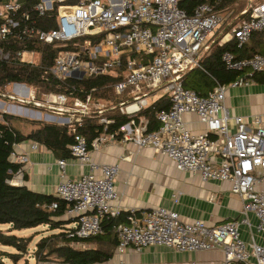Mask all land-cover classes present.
<instances>
[{"label": "built area", "instance_id": "1", "mask_svg": "<svg viewBox=\"0 0 264 264\" xmlns=\"http://www.w3.org/2000/svg\"><path fill=\"white\" fill-rule=\"evenodd\" d=\"M22 4L23 0H0V40L9 36L36 38L60 47L49 66L58 79L95 73L121 75L112 84L116 101L91 93L83 97L57 91L36 99L33 86L17 81L9 84L10 98L45 108V117L56 118V123H65L74 132L70 153L87 164L88 170L70 176L66 160L58 158L55 186L56 196L66 201V214L73 218V232L78 237L97 234L102 219L120 211L110 205L117 196L114 180L119 166L94 160L90 149L121 131L123 138L131 139L137 147L150 146L170 157L179 170L197 172L203 180L228 181L230 190L243 198V205L238 216L217 224L200 218L183 220L177 210L163 205L139 213L129 208L127 220L115 227V251L127 247L139 250L151 244L177 250L220 247L222 264H264V246L253 234L244 240L239 231L240 224L251 226L249 213H253L255 228L264 232V111L230 113L225 104L229 87L248 84L253 73L264 69V53L237 58L229 50L223 51L224 66L238 72L230 82L214 78L205 94L185 86L182 79L186 71L201 66L202 53L212 43L235 39L240 47L253 32L264 31V0L242 9L239 15L248 17L224 32L220 31L223 14L208 1L199 2L188 13L179 0H38L33 7L37 15L49 17L56 10V27L49 29L37 25ZM17 55L28 63L38 62L39 53L34 49L20 50ZM8 56L0 49L1 58ZM160 89L168 95L169 106L156 110L159 124L146 130V118L139 111ZM115 107L129 120L114 132L103 131L90 141L76 132L82 118L91 114L99 115L106 129L114 118L104 111ZM185 112L196 113L206 129L190 130L183 119ZM16 144L10 156L21 166L11 182L21 183L22 164L28 157L16 150ZM31 147L35 148L36 142ZM173 195L176 199L177 193ZM214 196L210 194L209 199ZM56 206V201L49 204L50 208Z\"/></svg>", "mask_w": 264, "mask_h": 264}, {"label": "trees", "instance_id": "2", "mask_svg": "<svg viewBox=\"0 0 264 264\" xmlns=\"http://www.w3.org/2000/svg\"><path fill=\"white\" fill-rule=\"evenodd\" d=\"M37 1L23 0L22 8L28 10L37 25L43 29L56 27V10H53L49 17L39 16L33 11ZM202 1L214 4L216 11L224 14L238 0H179V5L191 13L192 8ZM241 10L237 11V21L231 22L229 28L248 17V14L239 15ZM227 21L226 23H229ZM0 49L9 53L7 58L0 57V92L4 91L11 82L17 81L33 86L36 99L43 98V94L48 91L65 92L83 97L86 93H91L114 101L118 99L112 84L121 77L119 74L95 73L84 74L80 78L67 76L64 79L55 77L49 71V66L60 47L54 44H45L36 38L20 40L9 36L0 40ZM23 49L38 51V62L32 64L21 60L17 52ZM225 50H229L237 58L253 53H264V31L253 32L249 40L240 47L237 46L235 39L223 44L212 43L209 49L202 53L201 66H194L184 73L183 84L205 94L212 87L214 78L221 82H230L238 71L224 66L221 53ZM252 79L256 82H264V69L253 73ZM6 96L9 97L8 93ZM169 103V97L164 93L139 111L146 118V130L158 126L155 112L160 108L168 107ZM104 113L114 118L106 129L99 121V115L91 114L82 118V123L76 126V132L82 133L90 141L103 131L114 132L129 120V116L121 113L116 107ZM13 119H17V116L0 111V224L9 225L6 230L0 229V243L12 245L16 249L6 253L17 260L28 250L30 242V236L16 235L9 232L10 229L47 225L50 231L42 234L34 244L33 252L37 261L50 260L52 255L62 262L74 264H90L110 258L117 242L115 227L117 223L127 220L129 210L120 209L117 215L104 217L101 221V232L78 237L70 225L71 218L63 215L66 210L64 199L53 193L33 190L25 183L11 182L21 163L10 156L15 143L31 139L44 144L56 156L68 157L71 154L68 146L74 140V132L70 131L65 123L41 120L31 121L32 127L24 132L12 122ZM120 133L121 131H118L114 135L117 136ZM25 176L24 174L23 178ZM53 201H56L57 206L50 208L49 204ZM140 211L136 210L138 213ZM78 243L87 245H76Z\"/></svg>", "mask_w": 264, "mask_h": 264}, {"label": "crops", "instance_id": "3", "mask_svg": "<svg viewBox=\"0 0 264 264\" xmlns=\"http://www.w3.org/2000/svg\"><path fill=\"white\" fill-rule=\"evenodd\" d=\"M225 104L230 113L250 115L264 111V82L252 80L245 85L229 87ZM183 119L194 132L206 129L205 123L194 112L183 113ZM15 121L18 120H12L17 125ZM18 127L26 132L32 126L27 129ZM34 142L36 147L32 148ZM15 148L28 157L22 164L23 175L26 176L22 177L21 183L36 191L55 194L58 158L66 160V170L70 176L75 177L88 170L87 164L80 163L71 154L68 157L56 156L44 144L31 139L18 142ZM90 155L98 162L117 163L119 166L114 180L117 196L110 202L113 207L145 210L163 205L177 210L183 220L200 218L207 224L221 223L240 214L243 198L230 190L228 181L203 180L197 172L179 170L170 157L150 146L137 147L131 139H124L122 132L113 139H105L98 148H91ZM173 193H177L176 199ZM210 194L215 195L213 199H209ZM63 215L71 218L70 225H73V218L65 211ZM249 217L251 226H239L241 237L248 241L253 234L254 240L264 246V232L255 228L257 220L254 214L249 213ZM223 258L224 252L220 247L177 250L170 246L151 244L139 250L127 247L123 252L115 251L114 247L110 258L90 264H222ZM37 264L74 263L58 259L38 261Z\"/></svg>", "mask_w": 264, "mask_h": 264}, {"label": "rangeland", "instance_id": "4", "mask_svg": "<svg viewBox=\"0 0 264 264\" xmlns=\"http://www.w3.org/2000/svg\"><path fill=\"white\" fill-rule=\"evenodd\" d=\"M260 0H238L231 9L226 13L223 14L224 16V23L222 24L220 31L224 32V30L229 29V24L231 22L237 21L238 18L237 11L249 7V5H253L254 3L258 2ZM233 15V16H232ZM228 20V21H227ZM229 22V23H226ZM218 33V32H217ZM11 89V86L8 85L7 88L4 89V91L0 92V111H4L6 113L12 114L17 116V120L15 121L18 126H20L22 129H27L28 126H32L31 121L41 120L46 122H53L55 123L57 120L56 118L50 119L49 117H45V108L38 107L34 105L32 102H21L16 99H12L7 97V93H9ZM233 89V88H232ZM230 89V90H232ZM162 93V89L158 90L155 94H153L150 99H154L157 96H159ZM53 113L51 112L50 115ZM54 115V114H53ZM9 228L8 224H0V229L6 230ZM50 229L47 225H37L32 227H25L20 229H10L9 232H12L16 235L20 236H30V242L28 245V250L24 252L21 257H19L17 260H14L12 257L8 255L6 252H12L15 251V247L8 244L0 243V264H37L38 261H36L34 257V244L38 240V238L42 234H46L49 232ZM76 245H87L86 243H78ZM50 260H58L56 256H51Z\"/></svg>", "mask_w": 264, "mask_h": 264}]
</instances>
